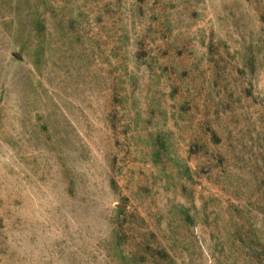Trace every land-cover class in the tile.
I'll return each instance as SVG.
<instances>
[{
	"label": "rangeland",
	"instance_id": "1",
	"mask_svg": "<svg viewBox=\"0 0 264 264\" xmlns=\"http://www.w3.org/2000/svg\"><path fill=\"white\" fill-rule=\"evenodd\" d=\"M0 264H264V0H0Z\"/></svg>",
	"mask_w": 264,
	"mask_h": 264
}]
</instances>
